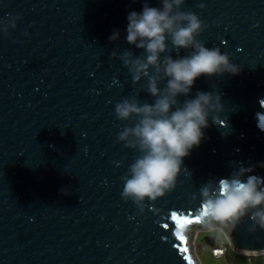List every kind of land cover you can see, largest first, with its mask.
<instances>
[{
  "label": "water",
  "instance_id": "1",
  "mask_svg": "<svg viewBox=\"0 0 264 264\" xmlns=\"http://www.w3.org/2000/svg\"><path fill=\"white\" fill-rule=\"evenodd\" d=\"M145 3L161 6L0 0V264H199L192 236L211 227L236 253H264V228L252 230L250 213L233 227L199 211L202 191L218 194L220 181L241 168L253 169L241 179L264 178V0L181 6L206 26L196 39L229 54L239 73L196 79L188 98L218 94L217 124L209 118L171 190L133 203L122 192L140 153L117 140L133 121L118 120L115 104L153 102L147 79L133 84L122 60L125 52L144 56L126 42V29Z\"/></svg>",
  "mask_w": 264,
  "mask_h": 264
},
{
  "label": "clouds",
  "instance_id": "2",
  "mask_svg": "<svg viewBox=\"0 0 264 264\" xmlns=\"http://www.w3.org/2000/svg\"><path fill=\"white\" fill-rule=\"evenodd\" d=\"M158 2L160 7L145 3L140 13L133 11L127 17L126 42L143 50V58H133L130 52L122 56L133 84L142 77L147 79L146 93L153 102L126 98L115 104L118 120L133 121L132 126H125L118 133L117 140L140 153L129 167L130 178L125 179L122 192V198L133 203L146 198L154 201L171 190L183 159L204 138L209 118L217 124L216 114L223 107L218 94L197 91L194 98H188L196 79L239 73L229 63V54L221 53L220 48L209 49L196 39L206 26L194 13L180 10L185 0ZM118 37L119 32L115 31L109 40ZM181 49L190 51L173 59L171 51ZM150 69L154 74L150 75ZM161 81H166L163 89L158 87ZM180 97L185 98L182 103ZM252 171L241 168L231 179L221 180L218 194L202 191L199 211L205 220L210 218L235 227L250 213L252 230L257 226L264 228V178L248 175L241 179Z\"/></svg>",
  "mask_w": 264,
  "mask_h": 264
},
{
  "label": "rangeland",
  "instance_id": "3",
  "mask_svg": "<svg viewBox=\"0 0 264 264\" xmlns=\"http://www.w3.org/2000/svg\"><path fill=\"white\" fill-rule=\"evenodd\" d=\"M223 238L226 234L219 227L197 230L192 236V252L199 264H264V253L258 255L239 254L228 247L226 254L215 258L211 254V242L213 238ZM211 238V239H210Z\"/></svg>",
  "mask_w": 264,
  "mask_h": 264
},
{
  "label": "built area",
  "instance_id": "4",
  "mask_svg": "<svg viewBox=\"0 0 264 264\" xmlns=\"http://www.w3.org/2000/svg\"><path fill=\"white\" fill-rule=\"evenodd\" d=\"M228 247H230V245L227 237H225L211 249V254L215 258H220L228 250Z\"/></svg>",
  "mask_w": 264,
  "mask_h": 264
},
{
  "label": "trees",
  "instance_id": "5",
  "mask_svg": "<svg viewBox=\"0 0 264 264\" xmlns=\"http://www.w3.org/2000/svg\"><path fill=\"white\" fill-rule=\"evenodd\" d=\"M210 239H211V238H210ZM222 239H223V235H222V234H220V237L217 238V239H216V238H213V239H212L213 242H211V249H212L216 244H218ZM226 252H227V251H226ZM226 252H225V254H226ZM225 254H224V255H225ZM224 255H223V256H224Z\"/></svg>",
  "mask_w": 264,
  "mask_h": 264
}]
</instances>
